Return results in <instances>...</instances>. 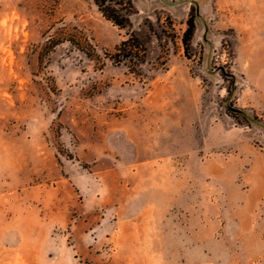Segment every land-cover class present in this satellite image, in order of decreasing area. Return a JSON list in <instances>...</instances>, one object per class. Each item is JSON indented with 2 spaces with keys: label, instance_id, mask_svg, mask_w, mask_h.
Returning a JSON list of instances; mask_svg holds the SVG:
<instances>
[{
  "label": "rangeland",
  "instance_id": "rangeland-1",
  "mask_svg": "<svg viewBox=\"0 0 264 264\" xmlns=\"http://www.w3.org/2000/svg\"><path fill=\"white\" fill-rule=\"evenodd\" d=\"M133 4L0 0V264H264V0Z\"/></svg>",
  "mask_w": 264,
  "mask_h": 264
},
{
  "label": "trees",
  "instance_id": "trees-1",
  "mask_svg": "<svg viewBox=\"0 0 264 264\" xmlns=\"http://www.w3.org/2000/svg\"><path fill=\"white\" fill-rule=\"evenodd\" d=\"M102 16L121 29L131 28L130 17L135 14L133 0H93ZM195 30V18L192 15L188 21V28L182 34L181 43L188 56ZM147 41L135 31L129 30L111 54V60L116 64H124L134 69L145 61Z\"/></svg>",
  "mask_w": 264,
  "mask_h": 264
}]
</instances>
